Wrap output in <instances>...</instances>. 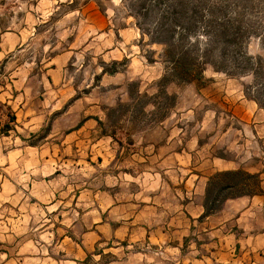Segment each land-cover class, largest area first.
<instances>
[{"label": "rangeland", "instance_id": "obj_1", "mask_svg": "<svg viewBox=\"0 0 264 264\" xmlns=\"http://www.w3.org/2000/svg\"><path fill=\"white\" fill-rule=\"evenodd\" d=\"M166 14L226 70L164 81ZM256 61L264 0H0V264H264L261 237L221 250L183 214L209 160L262 164L263 141L245 145L264 112ZM239 172L211 199L264 193Z\"/></svg>", "mask_w": 264, "mask_h": 264}, {"label": "crops", "instance_id": "obj_2", "mask_svg": "<svg viewBox=\"0 0 264 264\" xmlns=\"http://www.w3.org/2000/svg\"><path fill=\"white\" fill-rule=\"evenodd\" d=\"M262 114L263 119L261 124L255 125L254 128L252 127V139L248 140L247 138L245 140L246 148L252 146L255 136L257 139L263 141L264 144V112ZM246 125L251 127V124ZM250 154L245 158L240 157V159L236 158L235 160L221 157L209 160L208 166L201 169V172L197 176V178L199 177L204 180L198 205H185L186 213L183 212L185 217H188L189 221L191 218H194L200 222H204V224L206 223L210 230L213 231L212 233L215 236H219L218 241L220 242L221 250L225 249L231 252V247L225 246V244L231 242L233 239L232 236L236 237L240 232L250 235L253 234L264 240V193L252 196L228 197L224 200L219 212L208 216L205 215V197L209 183L213 177L224 173L246 171L258 174L264 184V158L261 159L262 161L260 163L262 164L260 166L254 167L251 164L252 158H250ZM262 154L264 157V152ZM183 206L182 208H184ZM191 210L195 214L191 213ZM215 247L217 246L215 245Z\"/></svg>", "mask_w": 264, "mask_h": 264}, {"label": "trees", "instance_id": "obj_3", "mask_svg": "<svg viewBox=\"0 0 264 264\" xmlns=\"http://www.w3.org/2000/svg\"><path fill=\"white\" fill-rule=\"evenodd\" d=\"M171 18L166 14L161 17L156 23V31L163 34L159 39H157V43L163 44L165 46L164 49V58L166 62V75L163 78L164 81H175L178 83H192L196 80H200L204 78V71L207 65H212L215 70H226L218 67L213 61H209L207 58L206 51H199L200 42L195 41L188 44L184 39H190L194 41L189 34L186 32L188 29L184 28L182 25H176L175 23H169ZM176 28L183 30L181 33L180 40L175 39ZM225 31H227L225 29ZM199 48V49H198ZM253 60V58L249 57L248 62ZM251 64V63H250ZM244 66V67H243ZM253 74L255 78L264 80V67L258 61L254 64ZM235 68H247V65L236 66ZM261 104V103H260ZM264 108V105H262ZM9 127V126H8ZM242 175L241 172H232V173H224L221 175L215 176L211 179V184L217 179L219 176H235L239 177ZM250 177H257L251 176ZM239 182L232 181L228 185H226L225 189H232L238 187ZM225 186V185H224ZM223 188V187H222ZM222 188L220 190H222ZM212 190L207 193V199L205 202L206 213H214L219 209V205H222V201H218L216 198L211 199ZM256 194L254 192L247 191L246 193H241L238 196L244 195H252ZM210 205H214L211 207Z\"/></svg>", "mask_w": 264, "mask_h": 264}]
</instances>
